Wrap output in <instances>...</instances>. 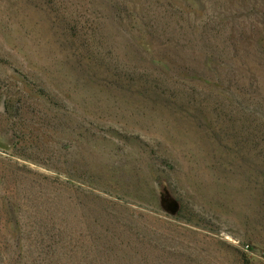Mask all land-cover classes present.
Instances as JSON below:
<instances>
[{
	"label": "rangeland",
	"instance_id": "1",
	"mask_svg": "<svg viewBox=\"0 0 264 264\" xmlns=\"http://www.w3.org/2000/svg\"><path fill=\"white\" fill-rule=\"evenodd\" d=\"M0 264H264V0H0Z\"/></svg>",
	"mask_w": 264,
	"mask_h": 264
}]
</instances>
